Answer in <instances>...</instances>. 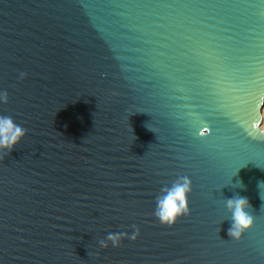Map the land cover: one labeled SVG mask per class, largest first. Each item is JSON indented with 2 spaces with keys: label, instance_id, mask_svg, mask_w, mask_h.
I'll use <instances>...</instances> for the list:
<instances>
[{
  "label": "water",
  "instance_id": "obj_1",
  "mask_svg": "<svg viewBox=\"0 0 264 264\" xmlns=\"http://www.w3.org/2000/svg\"><path fill=\"white\" fill-rule=\"evenodd\" d=\"M4 90L27 131L0 150V264H264V0H0ZM181 176L191 214L166 226Z\"/></svg>",
  "mask_w": 264,
  "mask_h": 264
},
{
  "label": "clouds",
  "instance_id": "obj_2",
  "mask_svg": "<svg viewBox=\"0 0 264 264\" xmlns=\"http://www.w3.org/2000/svg\"><path fill=\"white\" fill-rule=\"evenodd\" d=\"M26 73L20 74V79L26 77ZM9 99L6 90L0 91V102L7 103ZM253 132L264 136V124H254ZM26 129L17 124L11 116L0 115V150L7 156L26 136ZM207 131V130H205ZM234 188L245 189L242 182L233 185ZM193 191V184L188 176L179 177L171 186L162 188L161 194L156 198L155 216L159 222L166 226H174L180 218L191 214L190 195ZM226 207L231 214L228 219L231 225L228 235L231 239L239 241L244 234L254 226V217L248 211L252 208L247 197L237 193L232 198H225ZM135 228V226H133ZM137 228L132 234L127 235L129 239L136 240L139 236ZM121 241V234L108 233L106 239H101L99 245L107 247L108 242L118 246Z\"/></svg>",
  "mask_w": 264,
  "mask_h": 264
},
{
  "label": "rangeland",
  "instance_id": "obj_3",
  "mask_svg": "<svg viewBox=\"0 0 264 264\" xmlns=\"http://www.w3.org/2000/svg\"><path fill=\"white\" fill-rule=\"evenodd\" d=\"M262 115H263V120L261 124H264V107H263Z\"/></svg>",
  "mask_w": 264,
  "mask_h": 264
}]
</instances>
